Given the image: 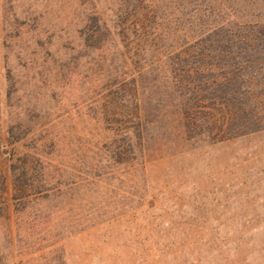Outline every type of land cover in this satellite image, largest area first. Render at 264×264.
<instances>
[{"label":"rangeland","instance_id":"374dc122","mask_svg":"<svg viewBox=\"0 0 264 264\" xmlns=\"http://www.w3.org/2000/svg\"><path fill=\"white\" fill-rule=\"evenodd\" d=\"M262 83L264 0H0V264H264V116L174 137L168 94Z\"/></svg>","mask_w":264,"mask_h":264},{"label":"trees","instance_id":"16d2710c","mask_svg":"<svg viewBox=\"0 0 264 264\" xmlns=\"http://www.w3.org/2000/svg\"><path fill=\"white\" fill-rule=\"evenodd\" d=\"M261 90H264V83L261 84ZM233 91V90H230ZM227 92L229 96L227 101L220 103L219 107H213L208 101H201L202 104L195 103L194 91H191L188 96L177 95L174 89H169L170 108L172 109L169 117V125L171 133L174 137L187 138L192 131L201 130L203 127L208 128L211 138H227L243 132L253 131L261 128L259 120L264 116V100L261 101L257 97L247 95L241 97H233V92ZM239 99V100H237ZM260 105V106H258ZM204 109L207 113L210 111V116L204 118L190 116L192 112H198ZM192 111V112H191ZM221 114L217 117L216 114ZM212 131V132H211ZM136 138L138 140H149L153 137L148 136V132L137 129ZM134 134L128 136V141L134 140ZM142 144L139 145L138 151L142 152Z\"/></svg>","mask_w":264,"mask_h":264}]
</instances>
